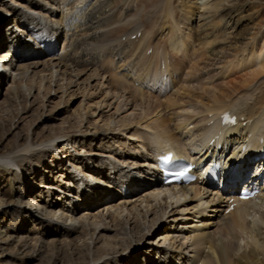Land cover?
Here are the masks:
<instances>
[{"label":"rangeland","instance_id":"1","mask_svg":"<svg viewBox=\"0 0 264 264\" xmlns=\"http://www.w3.org/2000/svg\"><path fill=\"white\" fill-rule=\"evenodd\" d=\"M1 1L8 4V6H10L15 12H19V17H22L23 14H21V12H27L25 8L28 7L29 3H32L35 7V5L41 0ZM50 1L54 2L53 0ZM50 1L49 3H45V6H50L52 10L55 6L56 10L60 11L57 15L51 16L50 14H53L54 10L51 11L48 9H43L36 14L40 16L41 14L46 13L47 10L46 16L49 17L48 20L53 18V22H55L54 19L56 20L61 15L60 19H62V21L59 25V32L55 38H50L49 36H51V34L48 35L46 29L43 27L41 28L44 36H46V34L48 35L47 40L49 38L51 39L49 40V47H51L52 44L51 49L46 53L43 51V55L41 54V51V53L37 52L40 53L38 55L41 56L37 57V53L35 55L33 52H35L38 47L33 43L35 41L31 42L32 39L29 36L25 39L29 45L25 42V45H23L22 48V50H27V54L15 57V62L19 67H27L39 62L37 66L31 67L32 69H30V71H32V74L30 73L28 75L26 81V86L28 87L34 84V89L31 90V96H28L27 98H25L24 95L17 96L16 93L14 94L13 91L9 89L13 84L12 75L6 78L3 77L4 79L0 80V120L2 121L0 124V155L5 154L4 157L8 158L6 160L7 162L4 161L2 163L8 166V168L16 171L17 174L21 175L20 169L16 167L13 162V157L23 154L27 155L30 152L38 153L41 151H48V154L45 157V160L47 161L46 165L49 166L50 162H52V165H58V167L59 165H64L65 168H68V171L65 173V176L59 178L57 175L59 174L58 170H55L53 175H48L50 179H53L52 184L55 185L54 187L59 186L62 190H53L52 195L49 197L45 196L47 189L44 190V200L46 201L48 199V202L56 203V205H58L55 207L56 209H59V207L60 209H63V207L65 208L67 205H73L76 208V212L72 215L73 218L87 216L89 222L93 221L95 218L97 221L100 220L101 222H104L106 226H110L113 229L115 228L114 232L101 234L108 238L115 237L120 233L129 234V226L122 224V221H126L125 216L130 212L131 215L130 218H128L131 219V216L133 215L135 216L139 213L144 214V206H147L148 204V206H152L146 209L148 211L154 210L153 212H157V215H147L145 220L147 219L146 223L148 220H158V223L155 225L156 227L150 232H147L146 230L143 231V237L140 241L139 237L133 238L137 243L134 244L131 242L130 249L126 253H132L135 249V252L133 253L135 259L134 264H145L144 262L149 256L155 262L154 264H156V261L160 262L161 258L159 259V257H163L164 255L162 254V251L155 254L156 248H154L153 244L156 243L161 245L163 241L159 242L160 238H163L166 234H171L170 237L174 241V246L186 247L187 250L184 253L185 260H187V257L191 258V251L193 249L205 254L207 252V245L202 248L194 245V240L196 239L195 236L200 237L206 234L205 236L212 237L211 239L213 240L221 239L223 236L224 238L226 236L228 237V232L223 229L224 226L222 225L223 220L229 219V214L231 213H226L224 209L226 197H224V195H219L217 188L214 185L206 184H195L199 187V197L189 195L190 197L184 199L181 198L177 202L173 195L169 194L170 190H168V186L162 187V189L167 188L168 191L159 194L157 198L148 197L150 191H152L150 190L152 189V186H157L155 188L159 189L160 187L156 184L152 185L151 180L148 179L149 174L145 172L150 161V151L146 150L143 143L147 141V138H151V144H153L156 139L157 131L161 129V126H168L173 134L175 133V135L179 136L181 145L185 149L192 150V146H196L199 139V134L193 131V126L196 127V124H207V122L201 117V114L198 113L200 101L197 100V97L199 95L204 96V104L207 102L206 99L212 96L213 92L217 93L219 91L224 93L228 92L227 95H230L229 99H224V103H230L232 100L238 98V96L244 97L246 94H250L253 100L260 97L259 93L261 94L264 91V54L259 60H255L259 63V66L238 65V67L232 70L226 69V66L231 62L235 63L236 61L239 62L246 59V56L249 54V49H251L250 54L253 50V53L258 55L261 48L264 47V0H197L187 4L188 7H198V10L193 11L194 13L189 17L191 21L189 24L187 23L188 28L183 27L186 30L188 29L185 33L191 31V41L189 40V42L197 44L198 47L197 50H194V44H192V47L189 48L190 51L188 50V59L186 58L184 60L185 62L182 63L183 66L178 68V71H175L176 79L173 78V84L169 85V87L166 86L165 90L163 89V82L161 87L157 89L156 85H154L153 88H150L148 85H146L148 87H142V84L140 86L137 81H133L134 79L132 80L133 82L130 81V78H133L135 74L133 73L134 68L131 66L133 57L124 56V52L127 54V48L124 47L120 50H115V52L118 50L119 54L114 55L113 57L111 56V59L114 61L112 66L110 65L111 68L104 63H102L103 66H99L105 58L104 55L100 53L101 51H98V49H95L94 51L90 50L91 44L85 39L83 40V38L79 39V36L75 40V42L77 41V47L79 48H77V51H83L86 58H93V64L91 63L92 66L89 64L86 68L82 67L78 76L75 78L67 75L69 74L68 69L61 68V71H66L63 75L64 79L70 80L68 83L63 80L61 81V76L57 77L56 80L54 78L49 80L50 72L57 70L55 67L58 63L60 66L65 64L66 56L64 58L63 56L68 51H71L72 46L74 45V41L68 45L71 42V32H82L80 31V27L73 28V25L65 32L64 27L60 29V27H62L61 25H64V21H68V18L70 17L69 21L74 22V25L78 24L79 21H84L86 19L85 15L88 11V17L90 15L89 9L91 3L92 5H95L99 0H67L66 3L64 0H58L56 4H54L55 2L53 3L54 5H52ZM68 1L73 2L72 7L70 4H67ZM242 2H244L246 6H241L243 8L247 7V11H249L247 13L244 12V14L242 12L244 16L243 22L239 25L237 31H234L232 28L233 23H228L227 21H223L224 25L220 27V29L213 27V24L215 27L217 26L215 23L216 21L211 17V11L209 10L213 3L219 8H237ZM62 11L66 13V15L63 16ZM10 17V10H6L5 13L0 11V46L4 40L5 34V31L2 28L5 24L4 21H8L6 26L12 25H9L8 19ZM39 21L42 22V19ZM57 22H59V19ZM89 24L90 30L88 29V31L85 29L87 31L85 36H88V40L92 36L98 35V30L93 29L90 21ZM52 26H54L53 23ZM11 30H13V28ZM220 32L223 34L222 36L218 35L221 34ZM166 33L164 31V34L158 38L153 36V38H155L154 42L158 41L159 48L163 46L165 54L167 53L164 58V64L162 65L161 63L160 65V70L165 69L166 67L167 69L168 67L169 69H173V67L176 66L177 59L180 57L179 53L174 54L167 45L166 38L169 37V35ZM53 35L54 34H52V36ZM112 35H114V33H112ZM139 35H141V33ZM73 36L74 35L71 37L73 38ZM137 38H140V36H137ZM121 41L123 42V39ZM32 45L34 48H32ZM90 51H92V53H90ZM121 51L122 53H120ZM209 51H214L216 57H209L211 55ZM199 52L201 53V56L198 54ZM145 54L149 53L146 52ZM157 55L161 56L162 51L159 50ZM52 58L53 60H50ZM251 61H253V59H251ZM133 63L136 62L133 60ZM166 63L167 66L165 65ZM50 66H53V70ZM206 70H208V72ZM221 71L230 74L226 76L221 73V77L219 73ZM122 72H128L127 77H123L126 74L122 75ZM206 72L208 73L207 76L205 74ZM74 73L71 74L74 75ZM167 73L168 72L162 76V79L165 78V81L168 79ZM200 73L202 75H200ZM199 75L203 78L209 76L207 80L210 82L199 79ZM41 78H45V80L48 81L42 83L40 82ZM48 82L49 85L47 84ZM246 84L247 86L244 87ZM59 85L62 87H59ZM127 87L128 92L130 90V92L132 91L133 93L131 92L129 94L127 91L126 93H123L119 90V88L122 89ZM233 87L236 89L232 90ZM135 92L137 94H139L138 92H141L142 94L136 96L134 94ZM242 93L244 96H242ZM252 98L250 103L253 101ZM187 102L192 104H188ZM207 118L211 119L212 117L208 115ZM184 124L187 125L184 129H181L182 131L180 130V133L178 130L174 129L175 126H182ZM51 135V138L46 139V137ZM67 135H76L77 138H84V141H80V143L83 142L80 146L78 143H75L74 146L72 144V147H70V144L67 145L69 153L73 155L75 160L78 161L80 159V161H78L79 163L71 162L68 157H55L58 152L53 151L52 144L58 142L65 148L64 138ZM154 137L155 139H153ZM40 139H42V141L37 143L36 141H39ZM14 143H17L18 145H15ZM232 148V145H230L229 148L227 147V155L231 152ZM58 156L61 157L62 155H59L58 153ZM88 158L90 161L87 160ZM259 160H261V162ZM131 161L136 165H133L132 167L130 166L131 168H129L127 165ZM80 162H83L82 165H86L87 169H91L93 173L95 171L93 170L95 169L93 165H98V174L96 172V175H94L96 181H94L95 184L93 185L94 188H96V191L99 192V195L95 198L92 197L94 201L83 198L79 201L76 197L72 198L74 195L69 198L68 196L70 195L68 193H63V190L70 189V186H67V181H69L70 178H72L71 182H73H70L71 185H75L77 182L82 183L83 180V185H86L85 176H83L82 173L76 172L75 168L70 166L72 163L79 167L78 165H81ZM259 162L262 164L264 158L253 160L251 163V169L254 170L256 164ZM52 167L54 168V166ZM138 167H141L142 169H139V172H136L138 175H135L133 172H135ZM120 169H122V171H120ZM131 169L133 172L128 173L127 171ZM87 171L88 170H86V172ZM42 173L43 172H40L38 174V181L28 182L26 191L31 192V190H33L36 194L41 193L43 189L40 188L39 185L41 182L40 177L43 175ZM105 175L107 177H105ZM76 176L77 178L82 179V181H77ZM119 182H127V184L131 182L130 185L132 191L126 195H119V184H121ZM2 185L3 181L0 182V187ZM105 189L108 191V196L110 195V198L112 199L103 200L104 198H102V195L104 194L103 191ZM71 192V194H73L75 192L74 189H71ZM85 192L88 193V195H91L89 189ZM75 193L78 194L77 191ZM56 197H58V200H56ZM7 199L8 198L5 197L4 201ZM141 200L143 201L139 203ZM262 200L259 203L261 205L259 209L260 213H264V199ZM215 201H217L215 207L220 206L218 212L212 211ZM3 206L0 208V222L4 221L1 214L2 209L4 210L5 208ZM115 206H124L125 209L119 216H117V220L121 223L118 224V226L116 225V227L115 223L117 224V222H111L110 219ZM132 206H135V208ZM161 208L164 213L161 212ZM164 208H166V210ZM213 214L221 216L218 217L219 219H215V217L212 216ZM100 215L103 216L104 219ZM68 216V213H62V218ZM172 217L177 218V220L175 222L172 221ZM8 218L9 217H7V219ZM212 222L213 224H208ZM27 223H29L27 226L28 238L36 237L38 234L37 230L41 231L43 228L42 225H39V222H34L32 219L28 220ZM65 223L67 225L69 224V221L66 220ZM171 225L174 226L172 227ZM140 226V223L136 222L133 229L136 230L137 228L138 231ZM1 230H3V228ZM135 230H133V232L136 233L137 231ZM88 232L89 231L85 232L79 229L77 233L75 232L70 236L55 234L54 237H46L45 242L48 244V246L46 245L47 255L44 254L39 261L32 262L31 264H49L48 251L54 249L59 250L57 257L55 260L53 259L55 264H57V261H59L58 264L74 263L73 259L76 257H73L71 251L74 248L83 247L84 240L87 238L84 235ZM5 236L6 234L4 233L2 238H5ZM127 238L129 239L130 237ZM191 238H193V240ZM147 242L153 244H147ZM103 243V240H99L94 247H101ZM12 245L14 246V244ZM89 250H91V248ZM82 251L86 254V251ZM103 259L104 258H101L99 261H95L91 264H99ZM106 259H108V257H106L105 260ZM122 261L123 259L120 263L116 264H121ZM181 261L182 259L178 262L174 261V264ZM82 262L83 261H81V263ZM111 263L113 264L112 260ZM187 263L189 264V261L186 262V264ZM16 264H18V262H16ZM127 264H132V262L129 261ZM196 264L199 263L197 262Z\"/></svg>","mask_w":264,"mask_h":264},{"label":"bare ground","instance_id":"2","mask_svg":"<svg viewBox=\"0 0 264 264\" xmlns=\"http://www.w3.org/2000/svg\"><path fill=\"white\" fill-rule=\"evenodd\" d=\"M49 1L50 0H41L38 4L35 5V7L32 5V3H29L28 7L25 8L27 14L21 12L23 16L19 17L18 15L20 14L19 12L18 13L15 12L14 10L11 9L10 6H8V4L0 0V11L5 13L6 10H10L11 17L8 19L9 25L11 24L13 25V26L11 25L13 28V30H11L12 29L11 26H6L8 21L5 20L4 27H2L5 31V34H4V40L2 42L3 45L1 44L0 46V80L4 79L3 77L6 78L12 75L13 84L10 86L9 89L13 91L14 94L16 93L17 96L24 95L25 98L31 96V90L34 89V84L28 87L26 86L27 83L26 81L28 79V75L30 73L32 74V71H30V69H32L31 67L32 66L35 67L39 64L38 62L33 65L31 64L30 66L27 67H19L15 62V57L22 54L23 55L27 54V50H22L23 45H25V42H27L25 40L26 37L30 36L32 39L31 41L32 42L35 41L34 43L37 44L38 46V49H36V51L33 52V54L36 55L37 52L41 51L42 53L41 52L40 53L43 55V51H45L46 53L49 48L45 47V50L41 49V45H43V42L45 43L47 37L43 39L42 34L40 33V31H38L40 29V26L45 28L48 34L50 33L54 34L53 37L57 36L59 32V25L61 24L62 21V19H60L61 15L56 20L54 19L55 22H53V18L48 20L49 17L46 16L47 10L46 13L41 12L43 14H41L40 16L36 14L43 9H48L51 11L54 10L53 14H50L51 16L57 15L60 11L56 10L55 6L53 10L52 8H50V6L48 7L45 6V3L47 2L49 3ZM53 1L55 3L50 1L52 5L58 2V0L56 1L53 0ZM193 1H197V0H99L98 2L95 3V5L94 4L92 5L91 3L89 9L90 15L88 17V13H89L88 11L85 15L86 19L84 21L82 22L79 21L78 24L74 25V22L68 20L64 22V25H61L62 27H60V29L64 27L65 32L72 25L73 28L80 27L81 29L80 31L82 32L80 33L71 32V36L72 35L74 36L73 38L70 36L71 42L68 45L73 43V41H74V45L72 46L71 51H68L63 56V58L66 56L65 64L60 66V64L58 63L55 67L57 68V70L54 72H50L49 80L51 78L52 79L54 78L56 80L57 77L61 76L60 80L61 81L63 80L68 83L70 80L64 79V75H63L65 74L66 71L63 70L61 71V68L62 69L66 68V70L68 69L69 74L67 75L71 76L72 78H75L78 76L80 69L82 67L86 68V66H88L89 64L92 66L93 58L91 57L86 58V55L83 54V51L82 52L77 51L78 43L77 41L75 42V40L79 36V39L83 38V40L85 39L86 41L89 42V44H91L90 45L91 48L89 47L90 50L94 51L95 49H98V51H101L100 53L104 55L105 58L100 63L99 66H103L102 63L107 64V66L110 65L112 66L114 61L111 58L114 55H118L119 54L118 50H120L121 48L124 47L127 48L128 55L124 52V56L133 57L131 66H133L134 68L133 73L135 74L133 78H130V81L134 79L133 81H137V83H139L140 86L142 84V87L149 86L150 88H153V86L156 85L157 89L161 87V84L163 82L164 83L163 89L165 90L166 86L169 87V85L173 84L172 79L173 78L176 79L175 71L183 66L182 63L185 62L184 60L186 58L188 59V55H189L188 50L190 51L189 48L192 47V44H194L193 45L194 50H197L198 47L197 44L189 42V40L191 39L190 37L191 31L185 33L188 29L186 30L183 28V27L188 28L187 23L189 24L191 21L189 17H191L192 13H194L193 11L198 10V7L196 8V7L187 6V4ZM64 2L66 3L67 0H64ZM70 2L68 1L67 4H70L72 7L73 2L72 3ZM241 5H243V7L244 5L246 6V4L242 2L241 4H239L237 8L234 7L219 8L215 3H213L211 8L209 9L211 11V17L214 18V21H216L215 23L217 25L215 27L213 24V27L216 29H220V27L224 25L223 21H227L228 23H233L232 28L234 29V31H237V28L243 22L244 12L247 13L249 11V10L247 11V7L243 8ZM64 15H66V13L63 12V16ZM41 19L42 22L39 21ZM58 19L59 22H57ZM89 21L91 23V26H93V29L98 30L97 32L98 35L92 36L88 40V36H85L87 34V31L85 29L90 30ZM52 23L54 24V26H52ZM137 31H140L141 33V35H139L140 38L134 37V39H129L127 37L123 42L120 41L121 36H130L131 34H136ZM164 31L165 33L167 31L166 34L169 35V37L166 38L167 45L174 54L179 53L180 57L177 59L176 66H174L173 69L171 68L169 69V67L167 69L166 67L165 69L160 70L161 63L162 65L164 64L165 51L163 50L164 48L163 46L159 48L158 41L154 42L155 38H153V36L158 38L164 34ZM112 33H114V35H112ZM218 35L222 36L223 34L221 33ZM53 37L51 36V38ZM210 38L212 40L211 35ZM48 40H50V38ZM32 48H34L33 45ZM116 49L118 50L115 52ZM146 49H150L149 54H145ZM159 50L162 51L161 56L157 55V52ZM250 50L251 49H249V54L246 56V59L239 62L236 61L235 63L231 62L229 63V65L226 66V69L232 70L238 67V65L259 66V63L255 60H259L260 57L263 56L264 47L261 48V51L258 55H256V53L254 54L252 50L251 51L252 56H251ZM92 51H90V53H92ZM84 52L87 53L86 51ZM209 52L211 54L209 57L212 56L216 57L214 51H209ZM40 53H37V57H41L38 55ZM120 53H122V51ZM198 54H200L201 56L200 52ZM251 59H253V61H251ZM50 60H53V58ZM133 60L136 63H133ZM165 65L167 66V63ZM50 68H52L53 70V66H50ZM206 71L208 72V70ZM166 72H168L167 81H165V78L162 79V76L165 75ZM207 72L205 73L206 76L208 75ZM71 73H74V75H72ZM219 73L220 75L222 73L226 76L230 74V73H224V71H221ZM121 74L122 75L126 74L123 77H127L128 72H122ZM200 75L202 74L200 73ZM207 78H209V76L206 78H203L202 76L199 77V79H202L203 81L210 82L209 80H207ZM30 80L32 81L31 78ZM40 80H41L40 82L42 83L48 81L45 80V78H41ZM47 84L49 85V82ZM245 86H247V84L244 85V87ZM59 87L62 86L59 85ZM244 87L242 88L245 89ZM234 89L236 88L233 87L232 90ZM119 90L122 91L123 93H126V91L128 92V87L122 89L119 88ZM131 92L129 90L128 93L130 94ZM138 93L139 94L135 92L134 94L136 96L142 94L141 92ZM225 93L220 91L217 93L213 92L212 96L206 99L208 102V103L206 102V104H204L203 102L204 101L203 95H199L197 97V100L200 101V106L198 107L199 108L198 113L201 114V117L205 122L211 120V124L207 126L196 124V127L193 126V131L199 134L198 143H196V146L195 145L192 146L193 152H187L188 150L187 151L185 150V148L181 145L179 136L175 135V133L173 134L172 131L169 130L168 126L167 127L161 126V129L157 131L156 139L155 137L153 138L155 139L153 144H151V138H147V141H145L143 145L145 146L146 150L150 151L149 153L150 158L154 156L155 153L163 149L172 148L173 150H178L181 153L185 154L186 157H189L191 155L194 156L197 153L198 155H200L199 160L202 161L203 164H206L212 159L217 160V162L220 161L225 162L224 163L225 167L223 170V175L221 177L220 183L224 186L223 190H225L227 193L219 191V189L217 190V192L221 196L222 194L225 193L227 194L226 195L227 198H229L230 196L233 195V192L235 190L234 187L238 184L239 181L242 180L241 177L245 178L243 182L248 185L259 184L261 183V181L264 182V172L263 171L261 172L262 175L261 174L259 175L257 173L258 165L255 166L253 173L251 171H248V168L251 167V156L261 155V152L264 149V91L261 94L259 93L260 97L258 99L253 100L250 94L249 95L246 94V96H244L242 93V96L244 97L238 96V98L232 100L230 103H224V99L230 98V95H227L228 92L226 94ZM251 98L253 100L251 101L252 103H250ZM187 103L192 104L190 102ZM224 110H228L229 112H232L237 116L241 115L242 118L240 119V121H238V123L235 126L229 127L228 129L222 128L220 135L215 139V141L209 144L208 143L209 138L214 134V130L217 127L216 118L218 114ZM208 115H210L212 118L208 119L207 118ZM242 121H245L243 122V125H241ZM1 123L2 121L0 120V124ZM186 125L187 124H184L182 126H175L174 129L178 130L180 133L182 131L181 129H184ZM52 135L46 137V139L51 138ZM259 138H261V141L259 140ZM42 139L36 142L38 143L42 141ZM64 139L66 146L65 148L61 143L58 142H54V144H52L53 151L54 152L57 151L59 155H62L61 157H59L57 153L55 157L62 158L64 156L70 158V161L73 163L74 162L79 163L78 161H80V159L78 161L75 160L73 155L69 153V149L67 148V145L70 144V147H72V144L74 146L75 143H78V145L80 146V144L82 145L83 143V142L80 143V141L81 140L84 141V138H77L76 135H67ZM220 142L221 144L218 147V144ZM14 144L18 145L17 143ZM242 144H245V147L243 150L240 151V147ZM230 145H233V149L231 150L230 155H228L224 161V159H221V156L223 154H226L225 153L226 148L229 147ZM238 152L240 153L237 154ZM247 153H249L248 156ZM47 154L48 151L47 152L41 151L38 153L30 152L27 155L23 154L13 157V162L15 166L20 169L21 175L17 174V172L12 170L11 168H8V166L4 165V163L2 162L4 161L7 162L6 160L8 158L4 157L5 154L0 155V182L3 181V185L0 187V192H1L0 208H2L1 206L3 205H4L3 207H5L4 210L2 209L1 211L2 218L4 219V221L0 222V264H16V262H18V264H31L32 262L39 261L44 256V254L47 255L48 244L47 242H45L46 237L48 236L54 237L55 234L70 236L75 232L77 233L79 229L81 231H85V232L89 231V232L85 233L84 235L87 238L84 240L83 247L72 249L71 254L73 255V257L76 258L73 259L74 263H70V264H91L95 261H99L101 258L104 259L99 264H112L111 260L113 261V264H116V263H120L122 259L123 261L121 264L124 263L127 264L129 261L132 262V264H134L135 259L133 257V253L135 252V249L134 252L132 253L131 252L129 254L126 253L130 249L131 242H133L134 244L137 243V241H134L133 238L139 237V241H140V239H142L143 237V231L146 230L147 232H150L154 229V227H156L155 225L156 223H158L157 222L158 220L156 219L150 221L148 220V222L146 223L147 219L145 220V217L147 215L156 216L157 212H153L154 210H150V209H149L150 211H148L147 210L148 207L149 208L152 207V206H148L149 205L148 204L147 206H144L145 207L144 214L139 213L136 214L135 216L134 215L131 216V219H129L131 215L129 212L128 215L125 216L126 221L124 222L121 220L122 224L129 226L130 228L129 234L126 233L122 234L119 232L120 234H117L115 237H111V238H108L105 235H101L108 232L109 233L114 232L115 228L113 229L110 226H106L104 222H101L100 220L97 221L95 218L93 221L89 222V220H87V216H83L80 218H73L72 215L76 212V208L73 205H67L65 208L63 207V209H60V207L59 209H56L55 207L58 206L56 205V203L48 202L47 201L48 199L46 201L44 200V193H43L44 190L47 189V192L45 193V196L47 197L52 195L53 190H59V189L62 190L59 186L54 187L55 185L52 184L53 179H50L48 175L49 174L53 175L55 173L54 171L58 170L59 174L57 175L59 178L65 176L66 175L65 173H67L68 171V168H65L64 165L61 166L59 165L58 167V165H52V162H50V165L47 166L46 165L47 161L45 160ZM232 156L237 157V160L240 161V162L238 161V164L236 165L235 168H233V170L230 164H229L230 166L226 164L227 160H229ZM242 158H244V160ZM87 160L90 161L89 158ZM132 162L133 161L128 163L127 166L129 168H131L133 165H136L135 163ZM80 163L81 165H78L79 167L73 165L72 163L71 165L70 164L69 165L74 167L76 172L82 173L83 176H85L86 185L85 186L83 185L84 180L82 181V179L77 178L78 176L77 175L76 176L77 181L81 180L82 183L77 182L75 185L74 184L71 185V183L73 182H71L72 178H70V180L67 181L68 183L67 186H70L69 187L70 189L63 190L64 191L63 193H68L70 195L68 196L69 198L72 195H74L72 198L76 197V199H78L79 201L81 198L90 199L91 201H94L92 197L95 198L96 196L99 195V192L96 191V188H94L93 185L95 184L94 181H96L94 175H96V172L99 169L97 168L98 165L97 164L93 165V167H95V169H93L95 170L93 173L91 169H87L86 165H82L83 162ZM52 166H54V168ZM151 167H152L151 164H149V167L146 168L145 172H147L148 170L150 171ZM139 169L142 168L138 167L135 172H133L132 169L127 172L128 173L133 172L135 175H138L136 172H139ZM86 170L88 171L86 172ZM120 171H122V169H120ZM40 172H43L42 173L43 175H41L40 177L41 182L39 185L40 188L43 189L41 193L36 194V192L33 190H31V192L26 191V186H28V182H32V181L36 182L39 180L38 174ZM105 177L107 176L105 175ZM148 179H151V177L149 176ZM155 182L157 181L155 180ZM120 183L122 184L123 182ZM124 183L126 184L128 189L131 188L130 185L131 182L129 184H127V182ZM204 183L213 184L212 179H208L204 181ZM215 184L216 186L218 185L217 183ZM155 187L157 186L151 187L152 189L150 190L152 191H150L148 197L157 198L159 194L163 192L165 193L168 190H170L169 194L173 195L176 202L179 201V199L181 198L184 199L186 197H190L189 195H193V197L199 195L198 192L199 187H197L194 184L188 185L185 188H176V186L171 185L168 186V190L167 188L159 189ZM260 188L262 190V195L258 196V199L260 201L255 202L254 199L246 200V201L235 200V205L233 206L232 212L229 214V219L223 220L222 222V225L224 226L223 229H225V231L228 232V237L226 236L224 238L223 236V238L221 239L219 238L218 240H213L211 239L212 237L205 236L206 234L200 237L195 236L196 239L194 240V245L201 248L207 245V252L205 254H202L200 251L193 249L191 251L192 252L191 258L187 257V260H185L186 258L184 253L187 250L186 247L174 246V241L170 237L171 234L170 235L166 234L165 236H163V238H160L159 242L163 241L161 245L147 242V244L154 245V248H156L155 254H158L160 253V251H162V254L164 255L163 257L162 256L159 257V259L161 258V261L160 262L156 261V264H162L163 262H164L163 264H171V263L174 264V261L178 262L181 259L182 261L177 264H186V262L188 261L189 264H196L198 261H200L202 264H264V213H260L259 210L261 207L259 203L261 202V199H264V186ZM71 189H74L75 192L77 191L78 194H76L75 192H74L75 194L74 193L71 194L73 192V191L71 192ZM87 189H89L91 195H88V193L85 192ZM103 193H104L102 195V198H104L103 200L112 199L110 198L111 197L110 195L108 196V191L106 189L103 191ZM5 197H7L8 199L4 201ZM56 200H58V197H56ZM143 200L139 201V203L142 202ZM216 202L217 201L214 202L212 207L213 212H218L220 209V206L215 207ZM227 205L228 203L225 205V207ZM132 207L135 208V206ZM164 209L166 210V208ZM124 210H125L124 206L114 207L110 219L111 222L114 221L117 222V224L115 223V227L116 225L118 226V224L121 223L119 220H117V216H119ZM63 211L68 213L69 216L62 218V213H64ZM161 212L164 213L162 211V208H161ZM212 216L215 217V219H217L221 215L213 214ZM7 217L9 218L7 219ZM101 217L103 218V216ZM31 219L34 222H39V225L43 226L41 231L37 230L38 234L34 238H28L27 236L28 235L27 226L29 225V223L27 222L28 220ZM66 220L69 221V224L67 225L65 223ZM176 220L177 218H173L172 221L175 222ZM136 222L137 223L139 222L141 225L138 231L137 228L136 230L133 229V226L135 225ZM208 224L211 225L213 224V222ZM2 228L3 230H1ZM133 230L137 232L135 233L133 232ZM4 233L6 234V236L5 238H2V235ZM127 237L130 238L128 239ZM191 239L193 240V238ZM99 240H103L104 243L101 245V247H94V245L97 244ZM12 244H14V246ZM90 248L91 250H89ZM82 250H84V252L86 251L87 255L83 253ZM58 252L59 250L57 249L48 251L49 264H55V261H53V259L55 260ZM106 257H108V259L105 260ZM150 258L151 257L149 256V258L146 259L144 263L154 264L155 262L152 260V258L150 261ZM81 261L83 262L81 263ZM58 262L59 261H57V264Z\"/></svg>","mask_w":264,"mask_h":264},{"label":"snow or ice","instance_id":"3","mask_svg":"<svg viewBox=\"0 0 264 264\" xmlns=\"http://www.w3.org/2000/svg\"><path fill=\"white\" fill-rule=\"evenodd\" d=\"M180 174H182V173H180Z\"/></svg>","mask_w":264,"mask_h":264}]
</instances>
